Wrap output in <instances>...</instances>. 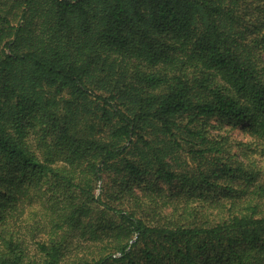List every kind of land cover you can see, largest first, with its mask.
Here are the masks:
<instances>
[{
    "label": "trees",
    "instance_id": "1",
    "mask_svg": "<svg viewBox=\"0 0 264 264\" xmlns=\"http://www.w3.org/2000/svg\"><path fill=\"white\" fill-rule=\"evenodd\" d=\"M262 157L264 0H0V264H264Z\"/></svg>",
    "mask_w": 264,
    "mask_h": 264
},
{
    "label": "rangeland",
    "instance_id": "2",
    "mask_svg": "<svg viewBox=\"0 0 264 264\" xmlns=\"http://www.w3.org/2000/svg\"><path fill=\"white\" fill-rule=\"evenodd\" d=\"M233 136H234L236 139L244 140V136L240 133L239 130H236V131L233 133ZM259 165H263V166H264V157H262V158L259 160Z\"/></svg>",
    "mask_w": 264,
    "mask_h": 264
}]
</instances>
